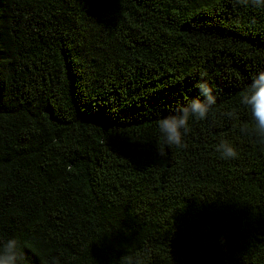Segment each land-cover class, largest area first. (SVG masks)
Segmentation results:
<instances>
[{
	"label": "trees",
	"instance_id": "obj_1",
	"mask_svg": "<svg viewBox=\"0 0 264 264\" xmlns=\"http://www.w3.org/2000/svg\"><path fill=\"white\" fill-rule=\"evenodd\" d=\"M260 71L264 10L234 0H0V242L25 264H264V142L238 103ZM201 81L214 109L164 145Z\"/></svg>",
	"mask_w": 264,
	"mask_h": 264
},
{
	"label": "clouds",
	"instance_id": "obj_2",
	"mask_svg": "<svg viewBox=\"0 0 264 264\" xmlns=\"http://www.w3.org/2000/svg\"><path fill=\"white\" fill-rule=\"evenodd\" d=\"M236 5L264 10V0H234ZM250 24L255 25L252 17ZM196 87L199 97L178 106L175 114L168 115L157 121L158 132L164 145L177 150L186 148L185 137L190 132L189 121H204L216 105V97L207 81L199 82ZM238 103L251 117V125L245 123L240 127L242 135H251L258 141L264 142V71L252 76V82L239 93ZM230 119L234 112L225 113ZM215 151L225 160L236 159L238 152L227 140H221ZM162 155V153H160ZM0 264H25V257L20 242L11 237L0 242ZM119 264H145L142 253L124 255Z\"/></svg>",
	"mask_w": 264,
	"mask_h": 264
}]
</instances>
